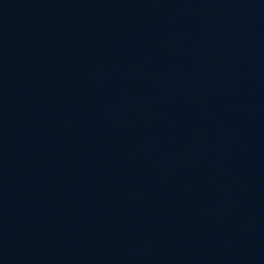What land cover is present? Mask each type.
Segmentation results:
<instances>
[{
	"label": "water",
	"instance_id": "1",
	"mask_svg": "<svg viewBox=\"0 0 264 264\" xmlns=\"http://www.w3.org/2000/svg\"><path fill=\"white\" fill-rule=\"evenodd\" d=\"M0 264H264V0H0Z\"/></svg>",
	"mask_w": 264,
	"mask_h": 264
}]
</instances>
